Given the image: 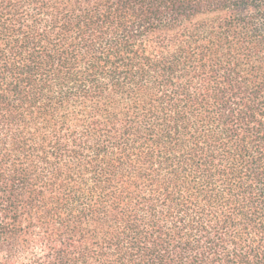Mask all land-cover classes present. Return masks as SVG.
<instances>
[{"label": "trees", "instance_id": "1", "mask_svg": "<svg viewBox=\"0 0 264 264\" xmlns=\"http://www.w3.org/2000/svg\"><path fill=\"white\" fill-rule=\"evenodd\" d=\"M0 264H264V0H0Z\"/></svg>", "mask_w": 264, "mask_h": 264}]
</instances>
